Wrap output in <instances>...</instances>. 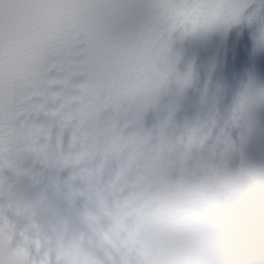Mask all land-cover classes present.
Listing matches in <instances>:
<instances>
[{
  "label": "clouds",
  "instance_id": "1",
  "mask_svg": "<svg viewBox=\"0 0 264 264\" xmlns=\"http://www.w3.org/2000/svg\"><path fill=\"white\" fill-rule=\"evenodd\" d=\"M0 264H264V0H0Z\"/></svg>",
  "mask_w": 264,
  "mask_h": 264
}]
</instances>
